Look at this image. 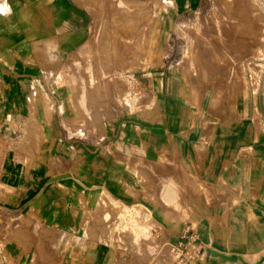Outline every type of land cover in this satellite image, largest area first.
Instances as JSON below:
<instances>
[{"label":"crops","instance_id":"obj_1","mask_svg":"<svg viewBox=\"0 0 264 264\" xmlns=\"http://www.w3.org/2000/svg\"><path fill=\"white\" fill-rule=\"evenodd\" d=\"M209 1L152 8L164 25ZM98 3L0 0V264H173L164 248L190 233L203 245L191 264H264V9L250 0L256 71L227 81L218 109L170 68L91 116L83 86L60 74ZM104 210L144 211L167 241L103 239Z\"/></svg>","mask_w":264,"mask_h":264},{"label":"rangeland","instance_id":"obj_2","mask_svg":"<svg viewBox=\"0 0 264 264\" xmlns=\"http://www.w3.org/2000/svg\"><path fill=\"white\" fill-rule=\"evenodd\" d=\"M156 1L99 0L98 7L91 10L93 22L84 49L66 62L67 71L60 74L63 80L83 86L75 91L94 109L91 116L100 114L101 109L109 114L110 100L124 98L128 105L131 97L138 99L142 94L138 84L154 80L157 70H178L181 80L200 87V97L211 109H218L227 81L235 88L248 67L256 71L252 62L259 56L263 32L251 13L250 0H210L200 11L165 15L171 19L164 25L157 19L158 10L152 8ZM257 1L264 9V0ZM194 95L198 97L197 91ZM228 102L233 110L232 95ZM129 213L104 210L97 219L101 238L149 241L155 246V241H167L151 233L149 216L140 217L138 211L128 218ZM164 255L166 262H172L170 247L164 248Z\"/></svg>","mask_w":264,"mask_h":264},{"label":"built area","instance_id":"obj_3","mask_svg":"<svg viewBox=\"0 0 264 264\" xmlns=\"http://www.w3.org/2000/svg\"><path fill=\"white\" fill-rule=\"evenodd\" d=\"M139 212H140L139 214L140 217H145L147 215V213H145L144 211H139ZM145 221L146 220H144V222ZM187 240L188 241L186 243H179L178 245H170V253L172 256L171 260L173 264H191V262L200 254L203 245L198 240L197 234L190 233L188 235ZM0 252H1V245H0Z\"/></svg>","mask_w":264,"mask_h":264},{"label":"bare ground","instance_id":"obj_4","mask_svg":"<svg viewBox=\"0 0 264 264\" xmlns=\"http://www.w3.org/2000/svg\"><path fill=\"white\" fill-rule=\"evenodd\" d=\"M251 7V6H250ZM254 9V8H253ZM258 20H259V18H258ZM261 29V28H260ZM263 29V28H262ZM194 97L196 98V96L194 95ZM192 100H193V98H192ZM171 199V198H170Z\"/></svg>","mask_w":264,"mask_h":264}]
</instances>
